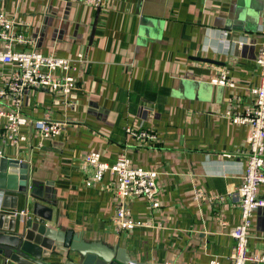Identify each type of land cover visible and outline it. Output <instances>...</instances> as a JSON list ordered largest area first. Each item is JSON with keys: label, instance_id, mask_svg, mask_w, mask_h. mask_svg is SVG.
Returning <instances> with one entry per match:
<instances>
[{"label": "crops", "instance_id": "crops-1", "mask_svg": "<svg viewBox=\"0 0 264 264\" xmlns=\"http://www.w3.org/2000/svg\"><path fill=\"white\" fill-rule=\"evenodd\" d=\"M263 6L264 0H102L99 6L0 0L1 12L27 23L18 32L28 42L12 48L81 54L68 71L76 87L67 95L42 87L21 95L19 110L31 123L48 115L64 121L60 133L41 136L27 123L20 128L24 140L0 141V156L27 163L31 179L52 181L43 191L55 202L52 223L85 240L123 247L141 263L207 264L217 257L229 264L249 127L226 111L242 113L253 104ZM14 68L0 63V85ZM221 71L232 85L211 80ZM0 105L14 108L9 100ZM127 128L157 137L137 139ZM92 150L107 163L124 151L131 165L157 171L159 206L144 197L129 200L139 224L114 225L111 172L86 185L82 162ZM196 190L206 197L195 199ZM257 195L264 196L263 183ZM247 247L264 252V206L253 211ZM0 264L14 263L0 256Z\"/></svg>", "mask_w": 264, "mask_h": 264}, {"label": "built area", "instance_id": "built-area-1", "mask_svg": "<svg viewBox=\"0 0 264 264\" xmlns=\"http://www.w3.org/2000/svg\"><path fill=\"white\" fill-rule=\"evenodd\" d=\"M77 1L99 6L102 0ZM262 12L264 18V6ZM26 26V22L17 21L0 11V63L13 64L15 67L0 85V99L9 100L14 105V108L0 105V141H9L13 144L25 139L20 128L31 123L19 110L22 93L32 87H42L55 94L67 95L76 87V78L68 71L74 68V60L81 57L80 53L73 59L44 54L37 50L12 48L15 42H28L26 36L18 32L19 27ZM261 32L262 38L255 56L259 83L250 89L254 96L253 104L242 113L232 112L230 109L226 111L233 122L243 123L249 127L246 138L248 146L246 168L242 175L243 181L237 190L240 221L230 232L234 244L228 256L229 264H264V252L250 253L247 247L253 211L264 206V196L257 195L258 185L264 184V25ZM59 70L63 72H57ZM211 80L219 84L232 85L224 71L219 72V75L212 77ZM31 125L36 133L50 137L60 133L64 121L52 120L46 115L35 119ZM127 130L137 139L154 141L157 137L154 132L145 129L127 128ZM82 168L88 186L100 182L106 171L115 176L116 205L113 223L117 229L127 230L139 224L131 217L130 199L144 197L151 207L159 206L157 171L131 165L124 151L117 155L113 163L102 161L98 151H88L84 154ZM204 197L206 195L203 191H195V199ZM207 264H221V262L217 257H212Z\"/></svg>", "mask_w": 264, "mask_h": 264}, {"label": "water", "instance_id": "water-1", "mask_svg": "<svg viewBox=\"0 0 264 264\" xmlns=\"http://www.w3.org/2000/svg\"><path fill=\"white\" fill-rule=\"evenodd\" d=\"M51 185L52 181L31 179L27 163L0 156V256L14 264H172V259L137 262L123 247L85 240L52 223L55 202L50 193H43Z\"/></svg>", "mask_w": 264, "mask_h": 264}]
</instances>
